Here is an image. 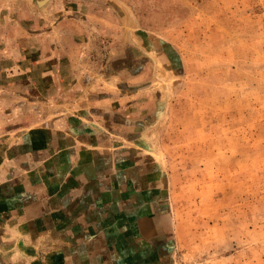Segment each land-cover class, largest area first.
Returning a JSON list of instances; mask_svg holds the SVG:
<instances>
[{
	"label": "crops",
	"instance_id": "0c3cea01",
	"mask_svg": "<svg viewBox=\"0 0 264 264\" xmlns=\"http://www.w3.org/2000/svg\"><path fill=\"white\" fill-rule=\"evenodd\" d=\"M40 1L36 30L0 34V76L39 107L0 151V264H171L167 178L146 140L162 98L143 82L164 53L139 24L109 50L103 29L121 21H46L55 3Z\"/></svg>",
	"mask_w": 264,
	"mask_h": 264
},
{
	"label": "rangeland",
	"instance_id": "374dc122",
	"mask_svg": "<svg viewBox=\"0 0 264 264\" xmlns=\"http://www.w3.org/2000/svg\"><path fill=\"white\" fill-rule=\"evenodd\" d=\"M5 2L1 35H17L23 24L36 30L34 0ZM53 3L46 21L123 22L103 29L109 50L123 36L128 50L139 24L151 31L148 47L164 53L146 63L143 82L162 98L146 140L167 178L171 264H264V0ZM166 61H177L175 75ZM14 79L0 76V151L37 124L28 120L39 107H29L24 89L10 87Z\"/></svg>",
	"mask_w": 264,
	"mask_h": 264
},
{
	"label": "water",
	"instance_id": "95a60500",
	"mask_svg": "<svg viewBox=\"0 0 264 264\" xmlns=\"http://www.w3.org/2000/svg\"><path fill=\"white\" fill-rule=\"evenodd\" d=\"M45 1H48V0H43V1L37 2V4L42 5L43 3H45Z\"/></svg>",
	"mask_w": 264,
	"mask_h": 264
}]
</instances>
